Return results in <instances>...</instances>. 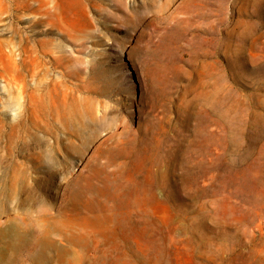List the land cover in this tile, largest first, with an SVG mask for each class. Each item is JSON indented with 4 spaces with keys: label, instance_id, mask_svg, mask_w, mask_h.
Segmentation results:
<instances>
[{
    "label": "rangeland",
    "instance_id": "374dc122",
    "mask_svg": "<svg viewBox=\"0 0 264 264\" xmlns=\"http://www.w3.org/2000/svg\"><path fill=\"white\" fill-rule=\"evenodd\" d=\"M63 10L0 0V264H264V0Z\"/></svg>",
    "mask_w": 264,
    "mask_h": 264
},
{
    "label": "bare ground",
    "instance_id": "6f19581e",
    "mask_svg": "<svg viewBox=\"0 0 264 264\" xmlns=\"http://www.w3.org/2000/svg\"><path fill=\"white\" fill-rule=\"evenodd\" d=\"M36 1H40V0H34ZM45 10L49 13V14H53L56 11H58V13L61 15V17L63 18V22H64V5L66 3H68V0H41ZM70 3V2H69Z\"/></svg>",
    "mask_w": 264,
    "mask_h": 264
}]
</instances>
